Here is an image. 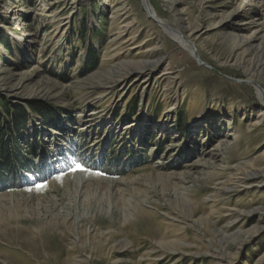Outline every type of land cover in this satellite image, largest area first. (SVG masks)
<instances>
[{"label":"rangeland","instance_id":"1","mask_svg":"<svg viewBox=\"0 0 264 264\" xmlns=\"http://www.w3.org/2000/svg\"><path fill=\"white\" fill-rule=\"evenodd\" d=\"M148 1L0 0V264H264V0Z\"/></svg>","mask_w":264,"mask_h":264},{"label":"trees","instance_id":"2","mask_svg":"<svg viewBox=\"0 0 264 264\" xmlns=\"http://www.w3.org/2000/svg\"><path fill=\"white\" fill-rule=\"evenodd\" d=\"M17 115L19 117V119L17 120L18 122H16L17 125H14V127H12V128L16 133H18L17 137L20 138L23 136L21 134V131H22V129L24 130L23 123L20 124V122L24 121V119L26 117L22 112H18ZM10 128H11V126L7 125V130H9ZM25 145H29V144H27V142H25ZM33 146H35V143H33L32 145L29 146L30 149H29L28 153H29V156L32 157V159H35V157L37 156V152H36L37 149H35V147H34V150H32ZM9 148L11 149V147H9ZM8 149L6 147V143L2 142V130H0V170L3 173L6 171L5 169H7V167L9 166L8 160L11 159V153ZM20 166H22V165L20 164Z\"/></svg>","mask_w":264,"mask_h":264},{"label":"bare ground","instance_id":"3","mask_svg":"<svg viewBox=\"0 0 264 264\" xmlns=\"http://www.w3.org/2000/svg\"><path fill=\"white\" fill-rule=\"evenodd\" d=\"M141 1H142V5L145 9V12L147 14H151L155 17V12H154V9L152 8L150 2L148 0H141ZM155 18H157V17H155ZM161 20H159L157 23L161 24L163 26V29L165 28L163 31L169 38H171L175 43H177L182 49H188L189 51H192V53H194V51L196 52L195 48L192 45H190V43L184 41L183 38L179 36V33L175 27H174L175 30H171V29L166 30V26L164 25V23H162ZM166 24H168V23H166ZM257 95H258L259 99H261L260 93ZM261 114L262 115L264 114V108L261 110ZM254 124H257V123H254Z\"/></svg>","mask_w":264,"mask_h":264},{"label":"snow or ice","instance_id":"4","mask_svg":"<svg viewBox=\"0 0 264 264\" xmlns=\"http://www.w3.org/2000/svg\"><path fill=\"white\" fill-rule=\"evenodd\" d=\"M75 169H79V170H81V171H87L86 169L82 168L79 164H76V165H75ZM75 169H74V170H75ZM57 179H59V177H57Z\"/></svg>","mask_w":264,"mask_h":264},{"label":"water","instance_id":"5","mask_svg":"<svg viewBox=\"0 0 264 264\" xmlns=\"http://www.w3.org/2000/svg\"><path fill=\"white\" fill-rule=\"evenodd\" d=\"M194 57H195V59L197 60V62L200 63V61L198 60V57H197L196 54H195V51H194ZM200 64H201V63H200Z\"/></svg>","mask_w":264,"mask_h":264}]
</instances>
